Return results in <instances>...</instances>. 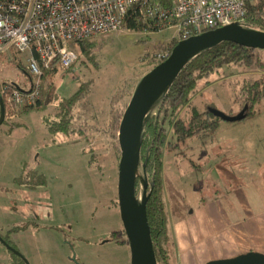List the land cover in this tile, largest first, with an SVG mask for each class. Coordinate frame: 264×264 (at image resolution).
<instances>
[{
    "label": "rangeland",
    "instance_id": "obj_1",
    "mask_svg": "<svg viewBox=\"0 0 264 264\" xmlns=\"http://www.w3.org/2000/svg\"><path fill=\"white\" fill-rule=\"evenodd\" d=\"M141 23L147 27L140 31L122 28L86 41L69 70L41 79L34 107L15 109L0 126L7 137L6 123L14 128L7 140L0 136V236L22 264H130L117 197L119 126L136 86L177 37ZM235 24L243 27L242 20ZM263 64L264 52L255 51L249 65L205 76L175 118L187 121L193 109L237 116L252 96L249 88L264 84ZM26 67L24 55L0 57V89L28 90ZM251 114L237 123L220 121L212 138L176 148L167 143L175 138L165 122L161 246L170 264L264 256V99ZM65 122L67 133H55ZM0 264H13L1 243Z\"/></svg>",
    "mask_w": 264,
    "mask_h": 264
},
{
    "label": "built area",
    "instance_id": "obj_2",
    "mask_svg": "<svg viewBox=\"0 0 264 264\" xmlns=\"http://www.w3.org/2000/svg\"><path fill=\"white\" fill-rule=\"evenodd\" d=\"M164 9L153 0H0V57L25 56L30 88L12 84L0 89L5 120L19 107H34L39 99L43 72L69 70L78 60L82 42L119 32L128 12L139 5L149 26L173 30L174 43L234 24L246 17L248 0H170ZM154 24V25H153ZM153 28V27H152ZM158 54L159 64L169 58ZM21 109V108H19Z\"/></svg>",
    "mask_w": 264,
    "mask_h": 264
},
{
    "label": "trees",
    "instance_id": "obj_3",
    "mask_svg": "<svg viewBox=\"0 0 264 264\" xmlns=\"http://www.w3.org/2000/svg\"><path fill=\"white\" fill-rule=\"evenodd\" d=\"M153 1L159 3L164 9L170 8L171 5L170 0ZM247 10L248 13L242 20L243 27L264 32V0H248ZM140 20L143 21L140 16L139 5H137L128 12L123 21L122 28L128 31L145 29L147 26H144ZM152 27L154 31H157L156 27ZM89 40L77 43L73 42L69 46L78 49L80 47L85 52L86 48L84 45ZM173 45L176 44L174 43ZM253 52L255 51L233 44L223 43L196 56L185 66L167 93L158 102L156 113L150 115L143 125L139 166L140 168H144V178L147 181L146 194L148 201L146 214L157 264H170L161 246L166 238V216L162 198L163 188L161 179L163 171L162 148L165 145L167 137L164 124L166 122L170 126L172 137L175 138V142H167L170 147L173 146L176 148V146L183 145L193 138H199L201 140L212 138L215 135L220 120L215 118L208 110L203 114L193 109L190 119L187 121L176 119L175 115L182 107L188 105L189 96L195 91L198 81L224 66L235 65L242 67L249 65L252 62ZM55 71L56 69L53 67L44 71L42 79L46 80L50 78V76L55 74ZM261 85H263L262 88ZM248 92L252 96L249 95L248 103L243 108H246V117L244 120H247L252 115L251 111L254 105L260 99H264V84L262 82L261 84L256 82L249 88ZM75 101L76 97L74 96L67 101V106H71ZM68 123H63L54 132L67 133ZM138 188L139 183L137 182L136 196ZM11 256L14 264H22L20 259L13 256V254Z\"/></svg>",
    "mask_w": 264,
    "mask_h": 264
},
{
    "label": "water",
    "instance_id": "obj_4",
    "mask_svg": "<svg viewBox=\"0 0 264 264\" xmlns=\"http://www.w3.org/2000/svg\"><path fill=\"white\" fill-rule=\"evenodd\" d=\"M223 43L254 51L264 52V32L231 24L200 36L178 42L167 60L155 66L138 83L123 114L118 131L120 160L118 164L117 197L120 220L130 249V264H157L146 214L148 201L144 168H140V148L143 125L156 111L161 98L185 66L196 56ZM13 86L21 90L18 86ZM215 118L226 123L241 122L246 108L237 116L228 117L215 110H208ZM5 120V109L0 96V126ZM142 174V178L139 176ZM140 179V180H139ZM140 181L142 195L136 197V181ZM0 243L12 254L23 257L0 238ZM25 262V261H24ZM208 264H264V256L248 253L228 260Z\"/></svg>",
    "mask_w": 264,
    "mask_h": 264
},
{
    "label": "crops",
    "instance_id": "obj_5",
    "mask_svg": "<svg viewBox=\"0 0 264 264\" xmlns=\"http://www.w3.org/2000/svg\"><path fill=\"white\" fill-rule=\"evenodd\" d=\"M169 31H173V30H169ZM174 39L175 38H172L171 39V42H173L174 41ZM26 114V113H25ZM25 114H23V115H25ZM3 124H5V122L3 123ZM7 125H8V127H9V129H10V132H9V136L7 137V135H4L5 133H3V134H0V136L2 137V138H4L5 137V139L7 140L8 138H10L11 136H12V134H13V132H14V128L12 127V126H10L9 125V123H6ZM18 126V125H17ZM16 127V126H15ZM218 127H219V125H218ZM218 127H217V129H218ZM1 155V154H0ZM4 174V169H0V175H3ZM7 179V178H6ZM14 181L15 182H18L17 181V178L16 179H14ZM1 192V191H0Z\"/></svg>",
    "mask_w": 264,
    "mask_h": 264
},
{
    "label": "flooded vegetation",
    "instance_id": "obj_6",
    "mask_svg": "<svg viewBox=\"0 0 264 264\" xmlns=\"http://www.w3.org/2000/svg\"><path fill=\"white\" fill-rule=\"evenodd\" d=\"M0 238H1V240L3 241V242H5L8 246H10V247H12V248H14V246H12V243L8 240V238H4V237H2V236H0ZM1 245L3 246V244L1 243ZM4 247V246H3ZM5 248V247H4ZM6 249V248H5ZM12 253L10 252V255H11ZM13 256H15L14 254H13ZM16 258H18V259H20L19 257H17V256H15ZM21 260V259H20ZM14 264V263H13Z\"/></svg>",
    "mask_w": 264,
    "mask_h": 264
}]
</instances>
